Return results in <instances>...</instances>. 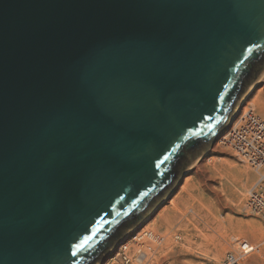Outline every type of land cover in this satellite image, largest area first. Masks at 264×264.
<instances>
[{
    "label": "water",
    "instance_id": "95a60500",
    "mask_svg": "<svg viewBox=\"0 0 264 264\" xmlns=\"http://www.w3.org/2000/svg\"><path fill=\"white\" fill-rule=\"evenodd\" d=\"M263 75L264 0H0V264H104Z\"/></svg>",
    "mask_w": 264,
    "mask_h": 264
},
{
    "label": "rangeland",
    "instance_id": "374dc122",
    "mask_svg": "<svg viewBox=\"0 0 264 264\" xmlns=\"http://www.w3.org/2000/svg\"><path fill=\"white\" fill-rule=\"evenodd\" d=\"M263 79L264 75L251 90L233 124L244 109L254 110L264 119ZM227 132L201 157L202 166L190 167L180 187L163 201L147 225L135 231L104 264H125L121 250L124 246H129V264H220L240 241L254 247L244 264H264V219L248 211L244 204L247 191L257 183L259 175L229 146ZM145 231L157 234L162 244L153 243L154 249L148 248L152 245L149 238L138 243L136 237ZM138 244L148 253L143 263L137 261L139 253L134 245Z\"/></svg>",
    "mask_w": 264,
    "mask_h": 264
},
{
    "label": "built area",
    "instance_id": "2783aa9c",
    "mask_svg": "<svg viewBox=\"0 0 264 264\" xmlns=\"http://www.w3.org/2000/svg\"><path fill=\"white\" fill-rule=\"evenodd\" d=\"M228 137L227 142L236 155L259 174L257 183L248 192L245 207L264 219V119L254 110H247L240 116L236 126L231 128ZM251 252L250 244L245 241L237 242L236 247L226 254L220 264H244ZM127 254L122 252L125 264L131 262L130 255Z\"/></svg>",
    "mask_w": 264,
    "mask_h": 264
},
{
    "label": "bare ground",
    "instance_id": "6f19581e",
    "mask_svg": "<svg viewBox=\"0 0 264 264\" xmlns=\"http://www.w3.org/2000/svg\"><path fill=\"white\" fill-rule=\"evenodd\" d=\"M264 80V79H263ZM241 110V109H240ZM247 111V109H244V112H246ZM236 120V119H235ZM234 120V121H235ZM238 122V121H237ZM237 122L235 123V124H232L231 126L233 127V126H236V124H237ZM230 126V127H231ZM227 131L228 132H230L231 131V128H229V129H227ZM227 132V133H228ZM225 133V132H224ZM224 133H223V135H224ZM222 136V135H221ZM226 138H227V136H226ZM219 140V139H218ZM217 140V141H218ZM228 143V142H227ZM215 145V144H214ZM205 157V156H204ZM202 160H204V158H198L193 164H192V166H191V168L190 169H193V168H199V167H201L202 166ZM243 162V161H242ZM244 163V162H243ZM245 164H247V163H245ZM248 165V164H247ZM248 166H250V165H248ZM251 167V166H250ZM255 172V171H254ZM256 174H257V177H258V173L256 172ZM247 178V177H246ZM250 190V189H249ZM249 190L247 191V194H246V200H247V196H248V192H249ZM246 203V202H245ZM244 203V204H245ZM162 205V204H161ZM246 208V207H245ZM246 210V209H245ZM181 220V219H180ZM145 225H147V224H145ZM207 226V225H206ZM184 228V227H183ZM140 228H138V230H139ZM136 231H137V229H136ZM189 235V234H188ZM160 236V235H159ZM162 237V236H161ZM186 237V236H185ZM145 238H149L150 240L148 241V242H150L151 241V243H152V245L151 246H149L148 248H150V247H153V243L154 244H162V241H161V239L162 238H159L158 236H157V234H155L154 232H149V231H145V232H143V233H140V235L138 236V237H136V239L135 240H137L138 241V243L139 242H141V241H143ZM166 238H168V237H166ZM191 238V237H190ZM179 239V238H178ZM189 239V238H188ZM187 239V240H188ZM141 240V241H140ZM167 239H165V241H166ZM161 241V242H160ZM171 242V240H168L167 242ZM188 241H186V243H187ZM191 242V241H190ZM136 243V242H135ZM175 243V242H174ZM165 244H166V242H165ZM171 244V243H170ZM189 244V243H188ZM169 245V243L167 244V246ZM187 245V244H186ZM191 245V244H190ZM124 249H122L123 251H125V253L127 254H130V252H128L129 250H127L128 248H129V246H124L123 247ZM148 248L146 249L147 251H148ZM233 248V247H232ZM134 249L136 250V251H138V253H139V255H138V258H137V261L139 262V263H143V262H145L146 261V258L148 257V253H146V251H144V247H143V245L142 244H138V245H134ZM152 249H154V247L152 248ZM234 249V248H233ZM252 249H254V247L252 248ZM134 250V251H135ZM151 250V249H150ZM135 251V252H136ZM115 252V251H114ZM113 252V253H114ZM160 252V251H159ZM150 253V252H149ZM220 253V252H219ZM128 254H127V256H128ZM131 256V255H130ZM133 256V255H132ZM223 261V260H222Z\"/></svg>",
    "mask_w": 264,
    "mask_h": 264
}]
</instances>
